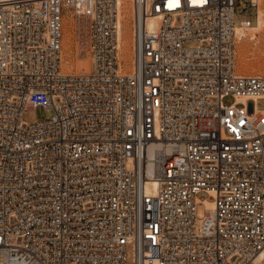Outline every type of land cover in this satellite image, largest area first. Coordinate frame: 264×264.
<instances>
[{
    "label": "built area",
    "instance_id": "2783aa9c",
    "mask_svg": "<svg viewBox=\"0 0 264 264\" xmlns=\"http://www.w3.org/2000/svg\"><path fill=\"white\" fill-rule=\"evenodd\" d=\"M67 11L88 71L63 70ZM262 21L264 0H0V264H259L264 73L235 50Z\"/></svg>",
    "mask_w": 264,
    "mask_h": 264
},
{
    "label": "rangeland",
    "instance_id": "374dc122",
    "mask_svg": "<svg viewBox=\"0 0 264 264\" xmlns=\"http://www.w3.org/2000/svg\"><path fill=\"white\" fill-rule=\"evenodd\" d=\"M127 13L125 24L127 27L125 37L130 39L129 46L132 51V39H131V22H132V8L131 4H127ZM249 34H246L240 41L245 44L246 51L244 58L247 61V65H243L240 58H236V69L239 73H264V27L260 29H250ZM256 34L255 39L252 38ZM240 41L237 42V46ZM195 42H188V45H194ZM236 46V49H237ZM131 51L125 53V60L128 62L132 58ZM237 51V50H236ZM237 55V52H236ZM92 66V58L90 53L82 48L81 38L78 35L77 20L74 11H67L64 16V39H63V50H62V67L65 72H83L90 70ZM130 68V67H128ZM234 97L229 95L224 101L232 102ZM257 107H264V100H257ZM54 110L52 108L45 109L44 107L27 108L24 115L28 121H36L38 119L50 118ZM202 198L206 197V193H201ZM205 214V207L203 204L198 206L197 219L200 220ZM264 264V259L259 263Z\"/></svg>",
    "mask_w": 264,
    "mask_h": 264
},
{
    "label": "bare ground",
    "instance_id": "6f19581e",
    "mask_svg": "<svg viewBox=\"0 0 264 264\" xmlns=\"http://www.w3.org/2000/svg\"><path fill=\"white\" fill-rule=\"evenodd\" d=\"M122 1H127V0H122ZM126 13H127V9H126V11H125V13H120V25H121V43L123 44V53H127V52H130L131 51V46H129V42H130V39L129 38H127V37H125V33H126V30H127V27H126V25L127 24H125V21H126ZM153 22H154V19H151L150 20V25H152L153 24ZM131 24H132V22H131ZM260 27H264V22L262 21L261 23H260V25L258 26V27H254V28H252V29H256L257 30V32H258V30L260 29ZM247 34V33H246ZM245 34V35H246ZM244 37V36H243ZM243 37H240V38H238L237 39V42L238 41H240ZM241 42V41H240ZM236 46H237V44H236ZM246 48L247 47H245V44H242V42L241 43H239V45L237 46V58L239 59L240 58V61H241V63L243 64V65H247V61L245 60V58H244V55H245V51H246ZM133 54V49H132V51H131V55ZM126 55V54H125ZM124 55V56H125ZM127 62V61H126ZM131 63V61L130 60H128V62H127V64H130ZM243 74H247V73H243ZM248 74H253V73H248ZM255 74H257V73H255ZM155 146H157V147H159L160 146V144L159 143H156V144H153V145H151L150 147H149V150H150V155L152 154V150H153V147H155ZM154 187H156V185H157V182L155 181V183L154 184H152Z\"/></svg>",
    "mask_w": 264,
    "mask_h": 264
}]
</instances>
